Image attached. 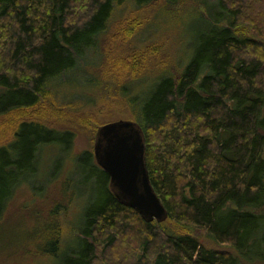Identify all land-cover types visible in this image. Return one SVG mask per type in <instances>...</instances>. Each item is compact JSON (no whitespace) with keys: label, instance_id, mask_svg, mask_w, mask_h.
Here are the masks:
<instances>
[{"label":"trees","instance_id":"trees-1","mask_svg":"<svg viewBox=\"0 0 264 264\" xmlns=\"http://www.w3.org/2000/svg\"><path fill=\"white\" fill-rule=\"evenodd\" d=\"M194 1L203 7L195 14L208 25L194 55L175 70H161L158 89L134 115L168 219L146 222L107 189L81 229L80 264H242L239 257L264 246V0ZM149 3L130 0L128 9L139 15ZM123 5L0 0V117L17 119L42 103L49 105L44 118L70 117L71 105L63 104L68 93L58 102L51 83L77 68L111 25L127 23ZM137 15L128 20L134 30ZM188 19L182 20L185 36ZM14 131L12 159L5 153L0 169L11 170L15 186L37 169L43 147L73 137L35 121ZM190 232H204L238 255L209 249Z\"/></svg>","mask_w":264,"mask_h":264},{"label":"rangeland","instance_id":"rangeland-1","mask_svg":"<svg viewBox=\"0 0 264 264\" xmlns=\"http://www.w3.org/2000/svg\"><path fill=\"white\" fill-rule=\"evenodd\" d=\"M142 1L150 2L149 8L139 9L137 15L128 9L130 0H124L122 22L127 20L123 24L129 28H121L120 22L111 25L98 45L85 51L77 68L51 83L58 102L61 94L68 93L63 104L71 105L66 111L70 117L44 118L42 112L49 107L45 103L22 110L17 119L10 113L0 117V149L6 147L0 152V166L5 153L12 159L14 128L19 123L35 121L59 132L57 136L66 131L73 136L67 143L43 147L37 169L19 185L15 186L11 170L0 169V188H7L6 197L0 199V264H80L85 219L110 189V179L94 156L98 127L119 120L139 122L134 115L158 89L161 70H175L180 60L194 55L200 32L208 26L195 14L203 7L194 0ZM135 15L137 30L128 22ZM187 18L192 22L185 36L182 20ZM131 98L137 103L132 108ZM56 231L61 237L54 244ZM190 234L209 249L238 255L204 232ZM257 245L239 257L242 264H264V246Z\"/></svg>","mask_w":264,"mask_h":264},{"label":"water","instance_id":"water-1","mask_svg":"<svg viewBox=\"0 0 264 264\" xmlns=\"http://www.w3.org/2000/svg\"><path fill=\"white\" fill-rule=\"evenodd\" d=\"M94 156L109 176L110 190L122 205L146 222H165L168 211L156 193L147 167V145L142 126L119 120L97 129Z\"/></svg>","mask_w":264,"mask_h":264}]
</instances>
